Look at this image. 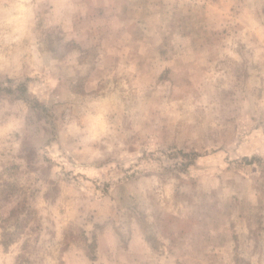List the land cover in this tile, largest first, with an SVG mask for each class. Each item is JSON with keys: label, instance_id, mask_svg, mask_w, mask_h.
Here are the masks:
<instances>
[{"label": "rangeland", "instance_id": "1", "mask_svg": "<svg viewBox=\"0 0 264 264\" xmlns=\"http://www.w3.org/2000/svg\"><path fill=\"white\" fill-rule=\"evenodd\" d=\"M0 264H264V0H0Z\"/></svg>", "mask_w": 264, "mask_h": 264}]
</instances>
